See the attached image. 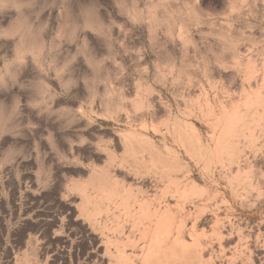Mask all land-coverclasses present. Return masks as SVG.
I'll return each instance as SVG.
<instances>
[{
  "label": "rangeland",
  "instance_id": "obj_1",
  "mask_svg": "<svg viewBox=\"0 0 264 264\" xmlns=\"http://www.w3.org/2000/svg\"><path fill=\"white\" fill-rule=\"evenodd\" d=\"M0 264H264V0H0Z\"/></svg>",
  "mask_w": 264,
  "mask_h": 264
},
{
  "label": "bare ground",
  "instance_id": "obj_2",
  "mask_svg": "<svg viewBox=\"0 0 264 264\" xmlns=\"http://www.w3.org/2000/svg\"><path fill=\"white\" fill-rule=\"evenodd\" d=\"M159 242V241H158Z\"/></svg>",
  "mask_w": 264,
  "mask_h": 264
}]
</instances>
